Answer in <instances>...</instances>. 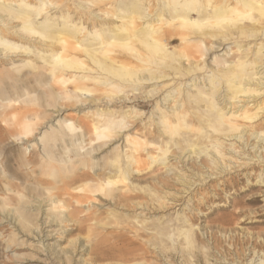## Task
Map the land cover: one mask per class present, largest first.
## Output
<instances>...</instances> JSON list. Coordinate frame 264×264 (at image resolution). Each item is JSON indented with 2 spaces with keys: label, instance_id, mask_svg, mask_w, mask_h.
Here are the masks:
<instances>
[{
  "label": "bare ground",
  "instance_id": "1",
  "mask_svg": "<svg viewBox=\"0 0 264 264\" xmlns=\"http://www.w3.org/2000/svg\"><path fill=\"white\" fill-rule=\"evenodd\" d=\"M9 74L21 76L0 86V112L18 105L22 118L2 149L17 147L31 172L1 171L52 187L18 207L0 197L1 261L30 234L44 263L70 262L78 248L60 247L58 231L133 208L136 229L189 264L208 233L191 222L195 187L229 171L237 149L264 159V0H0V79ZM36 101L44 126L26 116ZM49 134L54 146L38 149ZM250 248L245 264H264V238Z\"/></svg>",
  "mask_w": 264,
  "mask_h": 264
},
{
  "label": "rangeland",
  "instance_id": "2",
  "mask_svg": "<svg viewBox=\"0 0 264 264\" xmlns=\"http://www.w3.org/2000/svg\"><path fill=\"white\" fill-rule=\"evenodd\" d=\"M175 44L177 45L178 42ZM230 48L235 50L231 45ZM21 74H25L24 71ZM21 74H14V76L9 74L7 77H2L0 86L5 85L6 87L13 84L14 79L21 76ZM35 103L26 107L27 111L31 110L30 113L26 111V108L24 111H26V116H30L31 113L36 115L40 118L39 123L44 126L49 118L48 113L44 112V107H41L43 106V104L41 105L42 102L38 103L36 101ZM17 106L12 105L0 112V183L2 184L0 189L4 191L5 182L10 190L12 189V192L6 194L3 192L2 194L4 195L0 194V197L3 199L6 197L7 200H5L9 207L16 205V203L17 207L19 204H25L26 200H31L29 197L42 196L41 198H43L46 196L43 193V189L52 187L51 185L41 184L37 191L34 190V186L31 183L36 181L39 183L40 178L42 180L46 179L38 172L33 178L25 180V183L22 182V185L20 182L19 184L16 181H6L7 178L1 171L6 167L7 176L13 175L17 169L22 173L31 172L29 171L31 169L24 167V165L21 167L27 157L20 153L17 147L8 146L4 150L2 149V145L7 143L11 136L16 138L19 136L15 128L22 115L19 114ZM145 111V114L149 113L148 109H145ZM11 114H15V116L10 118ZM65 115L66 117H73L74 114L68 108L64 112ZM76 124L83 126L82 121L79 120L76 121ZM45 134L48 133L45 131ZM47 138L46 141L39 142L40 148L38 147V149L46 150L50 145H52L51 147L54 146L52 135L49 134ZM232 142L234 143L235 141ZM176 153L177 155L175 156H178L181 152ZM250 155L237 149L235 154L229 155L232 161L230 162L231 169L229 171L220 174V177L214 176L218 179H206L204 185L195 187L193 193L197 195V198H193L191 222L192 224L205 226L208 233L200 236V241L206 247L205 252L203 254H195L194 252L195 256L193 255L192 262L189 264H239L240 262H242L240 264H245L253 256L250 254L253 240L257 236L264 238V159L257 161V158H254L249 160ZM184 163L186 164V162ZM186 174L189 173L186 172ZM78 182L79 180L77 181L78 185L81 184V182ZM214 189L215 195L211 191ZM16 192L18 193L17 195ZM206 192H208L209 196H206ZM53 193L56 196L57 191ZM199 194L206 196L204 201H197ZM127 195L138 196L141 198H139L140 201L144 199L143 192H127ZM63 201L65 205L70 203L65 199ZM122 210H118L114 217L106 216L107 214L104 211H99L98 213L101 215L98 217L99 224L97 225L93 224V222H83L84 216L78 215V223L81 227L79 231L74 230L68 233H63L62 230L58 231L54 239H58L57 244L60 247L70 249L71 246H69L68 242L72 240V248L73 246L76 250L78 248V253L77 251L75 252L76 257H73L75 259L72 258L70 262L67 260L64 264H186L185 262L180 263L182 258H179V254H175L174 249H168L166 245L164 249L159 247V245L155 246L152 244L151 237L155 233L153 232L154 229L149 231L152 234L145 233L147 231L143 229H136V224L131 218L135 215V209L124 208ZM76 211L80 212L81 210L77 209ZM172 213L173 211L170 210L166 215L170 216ZM202 213L205 215H202ZM25 216L31 223L37 221L30 213H25ZM33 218L34 220H32ZM152 225L151 227L149 225V228L156 227L155 224ZM136 230L137 233L135 232ZM23 231V234L28 233L26 229H23ZM26 235L21 237V234H18L16 240L21 238L23 245L14 247L13 244L12 250L15 249L19 254L12 257L8 252L7 261H1V253L5 244L0 238V264H46L43 261L45 258L41 256V252L35 247V242L31 240L30 234ZM246 247L249 252L246 251L244 255H241V251Z\"/></svg>",
  "mask_w": 264,
  "mask_h": 264
}]
</instances>
